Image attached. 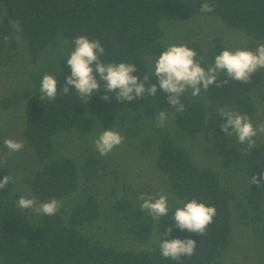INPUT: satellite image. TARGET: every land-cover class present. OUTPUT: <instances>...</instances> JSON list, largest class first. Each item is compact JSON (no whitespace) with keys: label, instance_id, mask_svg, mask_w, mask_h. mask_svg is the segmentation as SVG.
<instances>
[{"label":"trees","instance_id":"16d2710c","mask_svg":"<svg viewBox=\"0 0 264 264\" xmlns=\"http://www.w3.org/2000/svg\"><path fill=\"white\" fill-rule=\"evenodd\" d=\"M205 0H0L6 15L0 26V48L14 46L24 38L31 57L36 60L62 34L74 49V38L84 35L100 40L105 48L103 62L134 63L136 75L151 77L146 55L159 56L166 49L162 20L176 17L189 21L197 16H216L227 26L241 30L257 40H264V0H208L215 6L213 12H201ZM19 21L21 31L12 27ZM14 36L16 38H14ZM18 37V38H17ZM13 38V39H12ZM11 40V41H10ZM202 67L214 63L215 56L227 48L218 37L205 50L201 43L192 42ZM62 61L67 65V58ZM223 74V73H222ZM153 84V76L145 82ZM103 86V82H101ZM108 95L105 101L102 96ZM28 120L25 136L41 163V168L29 176L32 194L40 202L52 198L61 200L76 192L80 186L78 163L70 156L54 157L55 138L63 130H75L84 136L88 133L113 127L119 110L138 111L147 102L144 96L132 102H119L115 93L103 88L87 100L77 102L67 110L56 101L40 100L41 92L27 90ZM184 113L175 114L177 126L184 132L197 136L207 134L226 138L220 129L223 121L217 110L209 113L195 100L183 102ZM232 111L246 113L250 118L258 111L255 99L240 94ZM3 136L0 131V179L11 177L1 156ZM155 165L166 176L171 190L182 201L169 209L168 215L159 219L161 240L190 238L196 241L195 253L180 260L164 258L159 244L154 248L124 249L89 233L88 227L101 217L100 202L95 194L88 195L71 210L68 219L57 213L40 215L34 221L28 211L16 206L19 196L10 182L0 190V264H224L223 256L231 243L233 191L224 185L216 169L202 166L175 138L165 136L159 143ZM247 165L252 175L264 171V142L253 149ZM254 191L260 190L251 185ZM196 198L216 208L213 223L205 235L182 232L174 227L176 207ZM122 215L121 220L138 224L144 211L130 199L122 198L114 205ZM173 227L169 236L166 230Z\"/></svg>","mask_w":264,"mask_h":264},{"label":"rangeland","instance_id":"374dc122","mask_svg":"<svg viewBox=\"0 0 264 264\" xmlns=\"http://www.w3.org/2000/svg\"><path fill=\"white\" fill-rule=\"evenodd\" d=\"M5 15V8L0 3V26ZM162 29L166 48L172 44L188 46L192 42H199L207 50L218 37L232 50H255L258 44L264 43V40H257L227 26L216 16H197L189 21L164 17ZM69 51L70 43L62 34L57 37L56 44L46 48L36 60L32 59L24 38L17 40L14 46L7 44L0 48L1 156L13 178V190L19 198L34 197L27 178L41 168L25 136L28 120V98L25 92L40 91V82L45 74L56 76L55 101L67 110H72L81 99L74 86H69L67 94L63 93L65 78L71 74V70L62 61ZM158 57L146 55L151 72ZM218 79L223 81L229 78L221 76ZM156 83L157 77L153 75V84ZM242 93L251 95L256 101L258 111L251 118L253 125L264 124V69L254 73L247 83L229 79L222 87L213 84L207 91L201 88L200 96L191 97L189 89L186 94H182L181 102L195 100L202 103L209 113L219 111L221 107L232 110L236 98ZM166 96L158 87L156 95L149 96L138 111H118L114 129L125 139L106 157H100L94 146L95 138L103 131L100 128L84 136L75 130H63L56 136L54 157L75 158L81 179L76 192L58 200L62 207L57 213L68 219L77 203L95 194L100 202L101 217L88 227L89 233L124 249L154 248L161 240L159 220H153L144 211L143 219L138 224L123 221L122 215L114 210V205L126 198L140 208L143 201L139 197L142 193L145 198L167 193L169 209L182 203L171 190L166 176L155 165L161 139L170 136L189 150L196 163L216 169L222 183L234 193L235 199L231 204L232 240L223 256L224 264H264V188L257 191L251 189V174L247 165L251 151L264 142V133H258L251 149L239 143L234 135L226 138H215L205 133L190 135L177 126L175 108L167 103ZM162 110L173 113L163 130L156 128L153 122ZM9 138L22 140L24 149L10 154L4 144V140ZM26 210L34 221L39 220L41 214Z\"/></svg>","mask_w":264,"mask_h":264},{"label":"clouds","instance_id":"9594fccd","mask_svg":"<svg viewBox=\"0 0 264 264\" xmlns=\"http://www.w3.org/2000/svg\"><path fill=\"white\" fill-rule=\"evenodd\" d=\"M215 6L208 0L200 5L201 12H213ZM11 27L19 32L21 26L19 21H13ZM73 51L66 62L70 67L71 74L65 78L63 93L69 92V86H74L76 94L82 100L92 97L94 92L103 88L106 92L115 93L116 100L122 103L132 102L144 96H155L158 90L167 94V103L175 108V114L184 113L185 105L181 102L182 94H186L191 89V97L200 96L201 88L207 91L210 85L222 87L229 82V79L247 83L254 73L264 69V43L258 44L255 50L238 48L235 50L225 48L215 56L214 63L205 68L201 66L197 59L195 50L187 45H169L155 60L151 77H157L156 84L146 87L145 82L150 80V76L145 74L141 79L137 73L138 69L134 63L126 62H103L100 58L105 55V48L100 40L89 39L81 35L72 41ZM223 73V75H221ZM226 76L229 79L219 81V77ZM103 82V86H101ZM40 100L57 99V78L56 76L45 74L40 82ZM107 101L108 95L102 96ZM166 111H159L154 122L156 128L164 129L170 115ZM218 115L223 123L220 124L221 131L226 136H235L241 144H246L248 149L254 147L258 133H264V124L254 126L251 118L246 113L226 110L221 107ZM125 137L108 127L103 130L94 140L95 150L100 157H106L116 147L120 146ZM4 144L9 153L19 152L25 145L22 140L5 139ZM6 163V161H5ZM264 168V167H262ZM13 178L5 175L0 179V190H3ZM249 183L258 188H264V171L250 177ZM143 203L140 205L142 211H146L153 220H159L167 216L169 212V197L167 193L158 194L156 197H147L142 193L139 197ZM16 206L21 209H31L37 214L54 216L62 207L60 201L52 198L45 202H40L36 197L26 198L21 196L16 202ZM216 215V208L192 198L183 203L182 207H176L174 212V222L176 228L182 232L205 235L208 226L213 223ZM173 227H169L164 236H169ZM196 241L194 239H165L160 241V254L164 258L180 260L182 256H192L195 253Z\"/></svg>","mask_w":264,"mask_h":264}]
</instances>
